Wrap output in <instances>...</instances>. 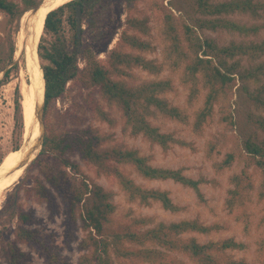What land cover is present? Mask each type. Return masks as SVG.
Listing matches in <instances>:
<instances>
[{"label": "trees", "instance_id": "trees-1", "mask_svg": "<svg viewBox=\"0 0 264 264\" xmlns=\"http://www.w3.org/2000/svg\"><path fill=\"white\" fill-rule=\"evenodd\" d=\"M42 0H0V12L6 17L12 27H8L5 69L0 58V87L6 84L12 70L18 65L13 59L15 44L12 37L18 33L19 21L23 15L37 7ZM190 6L197 17L190 19L192 25L185 24L182 31V42L174 34V47L184 45L189 52V62L184 66V82L194 86L201 83L205 91L204 106L195 115L194 127L200 129L211 118L213 103L224 96L226 89L235 81L240 82V88L257 110L264 111V62L250 67H242L243 56L256 61L264 56V37L260 42L242 43L231 41L227 45L218 46L213 39L203 38L197 31L225 29L230 33L245 35L258 32L256 26H246L233 22L221 15L229 16L236 13L256 15L259 5L252 0H191ZM121 6V7H120ZM118 8L120 11H117ZM180 9H185L180 7ZM186 10V9H185ZM136 0H72L52 9L46 14L43 24V34L37 45V55L41 61L40 68L44 80L43 112L47 115L54 101L62 97L67 83L77 77L84 76L90 86L99 90L103 99L111 105H116L125 120L126 126L133 135H142L152 143L165 148L170 137L160 134L150 126L146 116L159 112L172 118L180 117L173 107H168L160 94L166 93L171 84L168 80L143 83L138 87L129 88L124 83L115 81L111 74L125 75L126 70L139 67L143 71L157 75L161 65L153 61L126 53L130 51L146 52L149 42L143 40L147 35V20L137 15ZM124 16L123 22L121 17ZM211 17V18H208ZM117 20V21H116ZM117 23V24H116ZM114 26L122 28L119 39L107 55V66H103L94 50L89 47H99L110 44L108 31ZM90 37L91 45L85 44L84 36ZM104 39H107L104 42ZM176 49V48H175ZM100 52V51H99ZM180 58L186 56L180 52ZM84 60L83 69L78 67V59ZM187 58V57H186ZM254 86L250 89L249 86ZM14 100L15 125L22 129L21 95L16 90ZM153 108L154 110H152ZM227 118V117H226ZM227 120L231 123V118ZM247 122L256 130L264 131V116L249 113ZM104 141L100 135H95L92 129H83L63 134H45L41 149L37 153L27 172L35 167L42 175L43 181L35 179L27 193L33 191L35 198L45 204L50 213L53 212V193L62 202L68 222L74 226L79 221L87 234L79 244L86 254L80 258L79 264H115L120 260L126 264H185L176 258L181 255L191 264H248L244 260L234 259L229 251L241 250L243 245L232 238L199 242L195 237L185 238V234L197 233L208 235L213 226H204L194 220L177 222L153 223L151 218L133 219L126 225L115 224L113 218L115 206L113 195L101 186L88 183L85 179H77L78 165L68 157L77 154L87 165L95 167L106 175L116 176L119 189L128 202L138 201L148 206L158 202L169 212L176 213L179 208L172 202L167 192L147 190L134 183L127 175L120 173L115 163L130 164L137 173L146 180H172L193 189L199 195L200 182L184 176L181 170L151 167L145 158L135 151H122L117 148L103 147ZM244 149L256 165L264 167V140L257 142L255 134L243 142ZM13 150H17L14 148ZM50 158L55 162L49 164ZM228 154L225 163L232 161ZM69 170V171H68ZM233 188L227 204L229 208L244 207V198L252 189L250 175L246 169L230 178ZM47 183V185L44 184ZM262 186L264 187V181ZM264 200V191L260 192ZM0 214L6 218L2 223L0 234L7 226L16 220L14 240L8 243L6 257L8 264H21L24 255L18 244L33 246L43 252L50 264H59V254L56 247L46 242L44 244L35 230L29 229L34 223L31 213L19 211L12 206ZM264 223V216L262 218ZM264 239V237H263ZM262 239V241H263ZM264 242V241H263Z\"/></svg>", "mask_w": 264, "mask_h": 264}, {"label": "rangeland", "instance_id": "rangeland-1", "mask_svg": "<svg viewBox=\"0 0 264 264\" xmlns=\"http://www.w3.org/2000/svg\"><path fill=\"white\" fill-rule=\"evenodd\" d=\"M12 1L18 2L19 0ZM223 1L229 0H217V3ZM189 2L191 0H136L137 15L147 20V35L142 38L149 42L150 47L146 52L130 51L125 47L122 51L132 52L146 60H151L155 65H161V70L157 75H151L136 67L126 70L125 75L111 74L113 80L124 83L129 88H135L152 81L168 80L170 82V89L166 93L160 94L159 97L166 101L168 107L175 108L180 117L164 116L157 111L153 115L145 117L151 127L156 128L160 134L170 137L165 148L150 142L142 135H133L126 126L120 109L116 105L106 102L99 90L90 86L82 75L67 83L62 97L53 102L45 117L44 106L43 104L39 105L40 109L36 113L35 122H32L30 132L25 131L26 120L23 114L22 129L19 128V123L15 125L16 90L21 95L22 106L26 98L27 85L31 81L24 50V48L27 49L24 45L27 41L25 23H27L26 19L29 14L23 15L19 21L18 33L12 37L15 44L13 59L18 67L12 70L8 82L0 87V162L9 152L20 151L24 147L30 149L33 143L40 145L45 134L56 135L92 129L95 135L102 137L104 149L113 147L122 151H135L140 157L145 158L146 163L151 167L179 169L184 176L200 182L198 195L193 189L169 179L146 180L130 164H114L117 169L113 170L127 175L142 188L167 192L172 202L179 208L178 212L172 213L164 210L158 202H151L148 206L141 205L138 201L128 202L119 189L115 175L108 176L95 167L87 165L77 154L68 157L71 162L78 165L80 173L76 175L77 179L83 178L88 183L97 184L112 193L115 224L126 225L133 219L139 218H151L154 224L194 220L204 226H213L215 230H211L208 235L185 234V238L195 237L199 242L232 238L243 245L241 250L229 251L234 259H242L248 264H264V223L262 222L264 200L260 199L259 194L264 191L262 186L264 167L259 168L243 146V142L254 134L257 137V142L264 140V131L256 130L247 122L249 113H258L264 116V111L255 109L244 91L241 90L240 82L235 81L230 88L226 89L225 95L220 96L213 103V111L208 122L200 129L194 127L195 115L204 106L205 91L201 83L194 86L191 82L187 84L184 82L186 76L183 68L189 62L190 54L184 45L173 46L175 43L173 38L176 37L174 34L176 33L177 39L181 43L183 26L185 24L191 26L190 19L197 17L192 8L186 5ZM252 3L259 5L255 16L236 13L220 17L248 27L256 26L259 29L257 33L250 32L245 36L219 28L214 31L204 29L197 31L196 34L201 39H213L218 46L227 45L231 41L260 42L264 37V0H252ZM181 6L186 10L180 9ZM117 11L120 9L118 8ZM123 19L122 15L121 22ZM12 25L0 12L2 47H7V40L10 39L7 35L8 27H12ZM121 30L122 28L114 26V29L108 31L106 38L110 37L111 41L107 47L105 44L102 47H89L94 50L95 56L103 66H107V55L116 45ZM18 38L21 39L24 48L21 46L17 49ZM90 39L88 35H85V44L91 45ZM107 39H104V42ZM180 52L187 55L180 58ZM6 55V50L2 48L1 62L5 69H8L9 67L5 65ZM36 59L37 68L40 70L41 61L38 55ZM260 62H264V56L256 61L243 56L240 64L242 67H250ZM84 66V60L79 58V69H83ZM262 83H264V78L259 82L260 85ZM249 87L253 89L254 86ZM228 116L231 118V123L227 120ZM34 127L39 130V136L32 142L35 136L31 129ZM14 148L17 150H13ZM37 148L39 147L37 146ZM39 150L35 151V157ZM228 154L233 158L227 165L224 161ZM31 162L24 168L23 175L18 182L4 194L0 213L8 210L12 205L19 211L31 213L34 223L28 226L29 229L35 230L44 244L48 242L57 248L59 264H79L80 258L86 254V251L79 248V244L87 232L83 231L79 221H76L74 226L68 222L64 207L56 192H52L54 204L52 213L48 211L42 201L35 198L33 191L27 193V189L33 186L35 179L43 181L42 175L35 167L30 168L27 172L26 168ZM54 162L55 160L50 158L49 164ZM243 169H246L250 175L252 189L244 198V207L231 209L227 204L230 196L228 191L233 188L230 178L239 174ZM44 184L47 185L46 182ZM5 218V214H0V229H2L1 225ZM15 226L16 220H13L0 234V264H8L6 248L8 243L14 240ZM18 246L24 255L21 264H50L42 251L22 243ZM176 258L185 264H191L181 255H177ZM115 264L126 263L115 260Z\"/></svg>", "mask_w": 264, "mask_h": 264}, {"label": "bare ground", "instance_id": "bare-ground-1", "mask_svg": "<svg viewBox=\"0 0 264 264\" xmlns=\"http://www.w3.org/2000/svg\"><path fill=\"white\" fill-rule=\"evenodd\" d=\"M69 1L72 0H46L45 5L43 6L42 10H40L38 21H35L34 16L32 18H28L29 15L26 19L27 23L25 24L30 32L26 44H24L26 45L27 49L24 48V45L23 43H21L20 38H18L17 40V49L22 46L26 52L27 64L29 65L31 80L30 84L27 85V89L25 92L26 98L22 103V114L24 119L26 120V132H30L29 130L32 126V122H35L34 119L36 113H38L37 111H39L40 109L39 105L42 104L43 101L44 88L42 71L41 68L39 70L36 65L37 53L35 49L38 45L37 43L40 40V36L43 33L44 17L50 10L55 9L56 7L63 5ZM26 14L29 13L26 12L25 15ZM32 130L34 131L33 133L35 136L34 140H32V142H34L39 136V130H37L35 127L32 128L31 131ZM37 146V143H33L30 149L24 147L20 151L9 152L2 158L0 162V205L4 194H6V192L10 190V188L13 187L23 175L24 167L20 168L18 166L21 164V162H28L29 159L31 160L35 157V151H33L32 148L34 149Z\"/></svg>", "mask_w": 264, "mask_h": 264}, {"label": "water", "instance_id": "water-1", "mask_svg": "<svg viewBox=\"0 0 264 264\" xmlns=\"http://www.w3.org/2000/svg\"><path fill=\"white\" fill-rule=\"evenodd\" d=\"M45 1L46 0H42L39 4H38V6L37 7H35V8H33L32 10H30V11H28V13H29V17L28 18H32L33 16H34V18H35V21H38L39 20V16H40V10H42V8H43V6L45 5ZM51 11V10H50ZM47 14V13H46ZM25 15V14H24ZM45 17H46V15H45ZM45 17H44V19H45ZM43 24H44V21H43ZM25 29H26V31H27V33H26V36H27V39H28V36H29V33H28V27L25 25ZM35 50H37V49H35ZM42 71V70H41ZM42 80H43V76H42ZM43 88H44V80H43ZM42 104H43V101H42ZM41 145V144H40ZM40 145H38V147L40 148ZM39 148H32V150L33 151H38L39 150ZM35 158V157H34ZM33 158V159H34ZM33 159H29V161L28 162H25V161H23V162H21V164L18 166V167H20V168H25ZM1 165V164H0ZM20 168H18V169H20Z\"/></svg>", "mask_w": 264, "mask_h": 264}]
</instances>
